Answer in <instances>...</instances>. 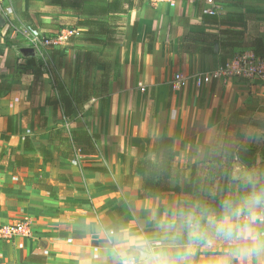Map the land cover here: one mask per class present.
Instances as JSON below:
<instances>
[{
  "label": "crops",
  "instance_id": "1",
  "mask_svg": "<svg viewBox=\"0 0 264 264\" xmlns=\"http://www.w3.org/2000/svg\"><path fill=\"white\" fill-rule=\"evenodd\" d=\"M119 2L125 13H101L97 2L82 11L73 0H3L0 224L26 219L31 233L0 240V264H116L115 235H155L158 221L196 201L219 210L209 201L246 191L233 179L239 164L264 168V86L225 74L171 87L176 72L264 54V0H225L205 20L199 0ZM27 26L50 40L46 57L23 35ZM162 138L173 153L166 191L144 189L130 161L162 162ZM250 231L264 238V223ZM252 245L209 234L188 247L187 264H264V249Z\"/></svg>",
  "mask_w": 264,
  "mask_h": 264
},
{
  "label": "clouds",
  "instance_id": "2",
  "mask_svg": "<svg viewBox=\"0 0 264 264\" xmlns=\"http://www.w3.org/2000/svg\"><path fill=\"white\" fill-rule=\"evenodd\" d=\"M233 179L246 191L223 199L219 210L196 201L158 221L155 235H115L114 242L123 248L113 249L116 264H187L188 247L209 234L229 243L252 241V252L264 249V238L250 231L257 221L264 223V168L241 163Z\"/></svg>",
  "mask_w": 264,
  "mask_h": 264
},
{
  "label": "built area",
  "instance_id": "3",
  "mask_svg": "<svg viewBox=\"0 0 264 264\" xmlns=\"http://www.w3.org/2000/svg\"><path fill=\"white\" fill-rule=\"evenodd\" d=\"M150 6L165 4L173 6L175 0H141ZM200 14L202 16H217L223 12L225 0H199ZM0 11L3 16L8 15L10 8L3 5L0 0ZM30 43L37 47H43L42 56H47L46 48L50 45V40L41 36L37 30L27 26L23 31ZM231 74L243 78L248 83H258L264 86V54L255 55L251 52L235 53L225 68H218L206 73L186 75L183 72H176L171 80V87L174 91L180 92L190 83L200 87L204 83H211L214 79H219L222 75ZM76 162V161H75ZM30 224L26 219L13 223L0 224V240H11L17 236H30Z\"/></svg>",
  "mask_w": 264,
  "mask_h": 264
},
{
  "label": "trees",
  "instance_id": "4",
  "mask_svg": "<svg viewBox=\"0 0 264 264\" xmlns=\"http://www.w3.org/2000/svg\"><path fill=\"white\" fill-rule=\"evenodd\" d=\"M76 1L77 4H79L82 8V11H89L90 8H93L95 5L93 4V2H97V8L101 9V13L105 12L106 10H112V11H120V12H126L127 8L121 9L119 7V0H114V2L112 3V5L108 6L105 4L106 0H73V2ZM125 3H127V7L131 8L133 7V3L132 0H123ZM92 2V3H91ZM228 17H235L236 18V24L240 25L242 22V16L239 14H233V13H227L225 14ZM208 16V15H205ZM205 16H203L202 20H205ZM216 23V22H215ZM135 33V30L134 32ZM220 33L222 34H226L229 35L231 38H239L241 37L242 31L241 30H234V29H221ZM225 46H229V47H233L235 45H237V42H233V41H226L224 42ZM223 45V44H222ZM263 55V54H262ZM53 85L56 89V91L60 94H62V85L59 83H57V81H55V79H53ZM76 133L74 132L73 135H75ZM74 141L77 142V140L74 137ZM157 144V143H156ZM154 142V146L156 145ZM159 144H160V148L162 149H167V140L165 138H162L159 140ZM166 156L165 159L162 162H155L149 159H143V158H133L130 161L132 170L138 174V176L140 177V179H142V187L144 189L147 188H151V187H158L161 190L166 189L165 186H163V183L165 180H167L170 177L171 174V161L173 160V153L171 151L166 150ZM241 152H245L248 154H252V150L250 148L245 149L244 151L240 150L239 151V156L241 158ZM192 185V181H190V183L188 184V186L186 187V191L189 192L190 188ZM166 191V190H164ZM173 191H178L177 188ZM224 198H220L219 200L216 201H209L210 205L212 206H217L219 207L221 205V201ZM181 201L179 202V205L181 206Z\"/></svg>",
  "mask_w": 264,
  "mask_h": 264
},
{
  "label": "water",
  "instance_id": "5",
  "mask_svg": "<svg viewBox=\"0 0 264 264\" xmlns=\"http://www.w3.org/2000/svg\"><path fill=\"white\" fill-rule=\"evenodd\" d=\"M4 25V17L3 15L0 13V27H2Z\"/></svg>",
  "mask_w": 264,
  "mask_h": 264
},
{
  "label": "rangeland",
  "instance_id": "6",
  "mask_svg": "<svg viewBox=\"0 0 264 264\" xmlns=\"http://www.w3.org/2000/svg\"><path fill=\"white\" fill-rule=\"evenodd\" d=\"M4 17V16H3Z\"/></svg>",
  "mask_w": 264,
  "mask_h": 264
}]
</instances>
